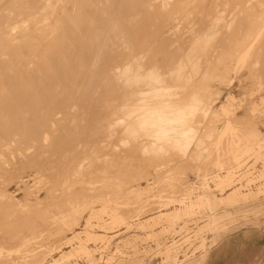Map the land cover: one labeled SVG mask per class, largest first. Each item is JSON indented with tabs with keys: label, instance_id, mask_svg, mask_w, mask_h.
<instances>
[{
	"label": "rangeland",
	"instance_id": "374dc122",
	"mask_svg": "<svg viewBox=\"0 0 264 264\" xmlns=\"http://www.w3.org/2000/svg\"><path fill=\"white\" fill-rule=\"evenodd\" d=\"M184 1H188L183 2L185 10L197 9L193 13L195 20L188 21L191 25L185 23L191 28L198 26V36L197 32L189 35L191 28L186 24L190 31L184 30L185 33L184 24L172 25L176 28L173 31L171 27L167 42L172 55L168 49L169 61L159 69L164 66L161 73L167 67L178 70L180 60L183 69L177 78L170 76L162 81V92H156L151 97L153 101L143 106L150 109L136 117L137 128L127 130L134 133L141 128L142 137L163 140L168 135L170 118L180 117L182 110L199 98L200 91H208L209 96L199 100L212 108L194 122L202 143L193 145L186 155L145 157L140 144L125 146L123 134L114 132L111 138L107 123L93 122L85 113L58 109L39 117L47 122L46 140L41 139L42 143L25 140L21 129L13 135L17 136L12 143L18 151L32 146L29 149L35 152L37 162L45 158L41 159L43 165L40 161L42 166L38 163L26 168L20 176L25 179L22 182L8 167V112L0 110V264H53L54 260V264H203L210 247L225 234L247 226L264 229V32L250 47L245 45L252 37V23L259 22L254 14L259 11L256 6L261 4L260 9H264V0H253L257 5L245 11L241 6L245 0H226L223 7L215 0H209L211 4L207 0H196L197 4L194 0ZM13 2L8 1V7ZM187 3L192 4V9ZM237 3L241 9L235 8L240 13L234 17L242 18V22L230 17ZM215 11H222L221 17ZM196 12L202 15L197 16ZM222 13L230 14L227 18L233 25L228 23L230 27H214L210 31L204 28L203 32V27L211 25L210 20L215 17L221 19ZM201 18L209 21L205 19L203 23ZM176 29L180 33H174ZM241 29L243 33L239 32ZM248 30L250 33L244 34ZM182 31L185 37L181 36ZM176 34L183 38L178 40ZM236 40L244 44H236ZM179 43L181 47L185 45L184 52ZM173 47L176 49L172 50ZM229 93L233 94L226 113L229 115H215ZM146 101L137 103L141 106ZM227 117L236 128L224 132ZM19 118L23 121L31 115L20 114ZM42 136L39 134V139ZM232 140L237 144H231ZM63 145H68L65 147L69 150ZM144 147L153 150L155 141ZM57 149L65 151L62 154ZM34 168L39 170L37 176ZM227 173L230 185L220 190L216 181ZM201 180L205 186L200 184ZM235 188L246 197L233 202L215 200ZM129 189L134 192L127 193ZM202 194L214 196L210 204L191 206L186 211L185 206ZM70 208L75 212L63 220L61 216L69 214ZM168 211H172L169 216L162 215ZM114 213L122 216L114 220ZM63 251L71 255L62 259Z\"/></svg>",
	"mask_w": 264,
	"mask_h": 264
},
{
	"label": "bare ground",
	"instance_id": "6f19581e",
	"mask_svg": "<svg viewBox=\"0 0 264 264\" xmlns=\"http://www.w3.org/2000/svg\"><path fill=\"white\" fill-rule=\"evenodd\" d=\"M8 1L11 2V0H0V102H2L0 103V110L8 112V167L10 166L14 170L13 173L19 178H21L20 176L26 168L38 166V163L40 165L41 159L44 160L45 158L42 157L37 162L38 158L35 152L29 149L32 146L24 147L26 151H18L12 143L17 136L14 138L13 135L16 134V130L21 129L25 132V136H23V138L26 137L25 140L28 139L35 143L41 142V139L46 140V132L44 130L47 122L43 118H39L40 116L52 114L58 109L76 111L80 115L85 113L90 116L93 122L107 123V132H109L108 135L111 138L114 135V132L110 131L112 126H122L126 130L136 129V117L150 109H143V106L153 101L154 98L151 97L162 92L163 89L160 85L163 80L169 79L170 76V78H177V75L183 69V60H180L179 69L177 70V67H175L174 72L170 67H167L169 69L165 68L167 71L163 72L165 77L163 80H160L153 73L146 72L145 69H159L162 64L168 63L169 48H167V42L172 34V32L170 34L172 25L179 23L182 26L184 24L182 29L187 32L189 29H187L185 21L195 20L196 15H193V13L197 11L194 8V12L185 10L183 2L186 4L188 1L184 0H14L11 8L8 7ZM197 1L194 0V4H197ZM207 1L209 3V0ZM215 1H217V5H222L226 0ZM252 1H241L243 2L241 5L242 10H249V7H253L255 4ZM228 2L227 4H229ZM214 3L216 4V2ZM209 4L207 6H210ZM240 4H234L235 6L232 4L234 6L233 12L235 13L229 14L230 17L232 15L233 17L234 15L239 16L238 13L240 12L237 9H241ZM176 5L181 8H175ZM232 5L231 8H233ZM259 5L256 6L259 11L257 10L254 13L257 15L259 22H253L249 29L252 37L245 44L248 47L264 32V9L262 6L260 9ZM194 6L197 7L196 5ZM251 9L250 12L253 11ZM222 11L225 12L227 10L222 9ZM217 12L221 17V12L215 11L214 13ZM227 12L230 13L231 11ZM198 14L201 13L198 12ZM222 14L223 17L221 19L215 17L213 21L210 20L212 23L210 22L209 24L211 25L204 26L203 30L204 28L210 31L214 27L215 30L222 27H230L231 25L228 26L230 21L227 18L229 15ZM242 15L244 16L245 14ZM235 17L233 20L236 19ZM241 19L239 20L241 21ZM223 22L224 24L227 23L226 26L223 25ZM232 23L233 21L230 24ZM246 23L247 21L244 24ZM179 24L178 26L180 27ZM189 24L191 25V23ZM189 24L187 26L191 28ZM194 24L198 25V23ZM236 24L234 23V25ZM179 27L177 28L179 29ZM185 27L186 29H184ZM174 28L176 27H173V31ZM190 30L189 35L192 32H195V34L197 32L195 36H198V26ZM249 30L245 31L244 34L246 33L247 35ZM179 31L176 29L174 33ZM183 31L182 35L176 34V37L183 36L185 33ZM182 38L179 37L178 40ZM238 40L240 39L238 38ZM184 42H187L185 38ZM235 42L236 44H244L243 41L237 42L236 40ZM180 43L178 44L179 46ZM171 45L173 46L174 44ZM183 47L185 45L181 48ZM175 49L173 47L172 50ZM170 53L172 55V52ZM161 69L164 70V66ZM161 69H159V72ZM114 70L119 72L118 78L113 76ZM169 70H171L172 75H168ZM249 73L251 74V72ZM194 75L197 76L198 73L195 72ZM207 96H209L208 91H200L198 94L199 99ZM232 98V93L227 94L219 105L218 112L216 114L213 112L212 114L229 115L226 113L229 111ZM142 99L147 101L139 106L137 102ZM206 106L207 110L212 108V105ZM20 114H29L31 118H23V121H21V118H19ZM67 122L69 123V120ZM3 125L5 130V124ZM233 128L236 127L232 125V120L227 117L223 126L224 132L226 129L232 130ZM39 134H43L40 139ZM220 137L219 135V140ZM60 139H63V137ZM233 143L237 144L235 140H232L231 144ZM64 151L58 152L63 154ZM15 153L19 155L16 156L14 155ZM235 154L236 156L239 155V153ZM235 154L233 153V156ZM9 155L12 156L11 159ZM54 158H57V156ZM230 159L233 158L230 157ZM36 162L37 165H35ZM41 164L43 165L42 161ZM34 171V176H37L39 170L34 168ZM227 175L229 174L223 175V178L219 177L216 181L215 185L220 190L230 185L231 181ZM24 180L20 179L22 182ZM200 184L205 186L203 180L200 181ZM195 187L199 188L197 184H195ZM132 191L134 192V189H129L127 193ZM242 197H246V194L235 188L229 189L220 196H216L215 200L233 202ZM213 198V195L202 194V196H197L190 204H187L185 209L188 211L191 206L197 205L208 206ZM70 205L73 206V204ZM74 212L75 210L70 208L69 214L66 213L61 217L64 220V216L72 215ZM171 212H163L162 215L169 216ZM112 216L114 220H118L122 215L119 217L114 213ZM70 255V252L63 251L60 258L66 259ZM55 262L56 260L53 261V264Z\"/></svg>",
	"mask_w": 264,
	"mask_h": 264
},
{
	"label": "clouds",
	"instance_id": "9594fccd",
	"mask_svg": "<svg viewBox=\"0 0 264 264\" xmlns=\"http://www.w3.org/2000/svg\"><path fill=\"white\" fill-rule=\"evenodd\" d=\"M145 71L153 73L155 76H158L160 80L165 79L163 73H160L158 69L146 68ZM113 76L118 78L119 72L114 70ZM206 110L207 106L202 100H199V98L194 100L191 107L182 110V115L180 117L170 118L168 135L163 140H155L154 137H142L140 133L143 129L141 128L133 133L115 125L110 127V131L123 134L127 140L125 144L126 147H130L133 144H140L142 146L141 154L145 157L163 158L172 153L186 155L188 151H191L193 145L196 146L198 142L202 143V141H200V131L194 126V122L196 117L200 116ZM208 139H211V136H209ZM154 141V149L151 151L146 150L144 145H151Z\"/></svg>",
	"mask_w": 264,
	"mask_h": 264
},
{
	"label": "crops",
	"instance_id": "0c3cea01",
	"mask_svg": "<svg viewBox=\"0 0 264 264\" xmlns=\"http://www.w3.org/2000/svg\"><path fill=\"white\" fill-rule=\"evenodd\" d=\"M203 264H264V229L247 226L222 236Z\"/></svg>",
	"mask_w": 264,
	"mask_h": 264
}]
</instances>
